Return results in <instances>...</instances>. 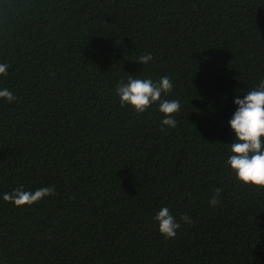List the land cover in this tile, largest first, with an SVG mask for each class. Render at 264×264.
<instances>
[{"label": "trees", "instance_id": "1", "mask_svg": "<svg viewBox=\"0 0 264 264\" xmlns=\"http://www.w3.org/2000/svg\"><path fill=\"white\" fill-rule=\"evenodd\" d=\"M2 63L0 264H264V188L226 164L233 101L264 79V0H0ZM129 75L171 77L175 128L159 101L121 106Z\"/></svg>", "mask_w": 264, "mask_h": 264}, {"label": "clouds", "instance_id": "2", "mask_svg": "<svg viewBox=\"0 0 264 264\" xmlns=\"http://www.w3.org/2000/svg\"><path fill=\"white\" fill-rule=\"evenodd\" d=\"M152 59L151 53H148L139 57V63L146 65ZM8 68V64H0V75H6ZM173 87L172 79L167 75L162 76L158 82L133 78L129 75L126 83L121 81L117 85L116 93L122 107L129 105L137 113L145 112L154 102L159 101V111L165 117L161 121L163 130V127H176L174 114L181 108L179 100L161 99L162 94L170 93ZM0 98H4L8 103L17 101V97L7 88L0 90ZM233 102L236 111L229 121V126L235 133V139L230 144L231 155L226 164L235 173V178L239 182L264 188V79L244 94L242 99L237 97ZM222 192L223 189L218 188L212 193L209 198L210 206L219 205ZM54 193V187H43L34 192L16 188L12 192L4 193L2 199L16 207L30 206ZM154 220L158 223V232L164 238L176 237L181 225L167 207L161 208ZM180 221L185 224L192 222L187 214L181 215Z\"/></svg>", "mask_w": 264, "mask_h": 264}]
</instances>
